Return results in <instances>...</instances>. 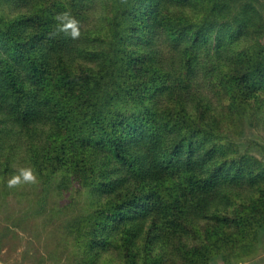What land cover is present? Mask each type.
I'll return each mask as SVG.
<instances>
[{
    "label": "trees",
    "instance_id": "1",
    "mask_svg": "<svg viewBox=\"0 0 264 264\" xmlns=\"http://www.w3.org/2000/svg\"><path fill=\"white\" fill-rule=\"evenodd\" d=\"M66 11L79 39L51 35ZM246 122L264 129V0H0V208L57 206L69 264L249 258ZM21 168L38 183L9 188Z\"/></svg>",
    "mask_w": 264,
    "mask_h": 264
},
{
    "label": "rangeland",
    "instance_id": "2",
    "mask_svg": "<svg viewBox=\"0 0 264 264\" xmlns=\"http://www.w3.org/2000/svg\"><path fill=\"white\" fill-rule=\"evenodd\" d=\"M93 21V20H92ZM239 147L264 160V129L245 123ZM49 206L59 205L62 199L52 196ZM7 204L0 208V264H69L64 251L54 249L57 241L51 234L58 216L46 207L44 217L29 216L25 201H18L13 193L7 195ZM56 212V211H55ZM22 217H26L24 220ZM53 218V219H52ZM52 219V220H51ZM55 250L57 257L52 253ZM60 259V260H59ZM211 264H226L218 255ZM231 264H264V233L259 235L256 249L244 260H233Z\"/></svg>",
    "mask_w": 264,
    "mask_h": 264
},
{
    "label": "clouds",
    "instance_id": "3",
    "mask_svg": "<svg viewBox=\"0 0 264 264\" xmlns=\"http://www.w3.org/2000/svg\"><path fill=\"white\" fill-rule=\"evenodd\" d=\"M55 20L57 24L53 36L63 33L65 36L73 40L79 39L81 32L79 22L71 15L70 12H62L56 15ZM38 183V176L31 168H21L17 174H14L8 180L7 186L14 188L23 184H36Z\"/></svg>",
    "mask_w": 264,
    "mask_h": 264
}]
</instances>
